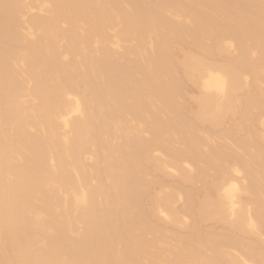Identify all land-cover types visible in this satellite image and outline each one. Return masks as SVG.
<instances>
[{
  "label": "bare ground",
  "instance_id": "obj_1",
  "mask_svg": "<svg viewBox=\"0 0 264 264\" xmlns=\"http://www.w3.org/2000/svg\"><path fill=\"white\" fill-rule=\"evenodd\" d=\"M0 264H264V0H0Z\"/></svg>",
  "mask_w": 264,
  "mask_h": 264
},
{
  "label": "rangeland",
  "instance_id": "obj_2",
  "mask_svg": "<svg viewBox=\"0 0 264 264\" xmlns=\"http://www.w3.org/2000/svg\"><path fill=\"white\" fill-rule=\"evenodd\" d=\"M232 54H233V52H232ZM234 54H235V52H234ZM233 54V55H234ZM219 58H223V57H221V56H219ZM196 94H197V91L192 87V86H190L189 84H187L186 86H185V94L183 95V97L184 98H182L181 100H180V102L181 103H190L191 102V100H190V98L192 97V96H196ZM192 103V102H191ZM189 107V106H188ZM188 107H186V109L188 110L189 108ZM187 110L186 111H184L185 113L187 112ZM237 118V117H236ZM235 118V119H236ZM231 118H228L227 120H225V122L223 123V125L218 129V128H216L214 131H212V133H211V135H209V138H210V140L209 141H205L206 142V146H210V144L209 143H211V142H220L221 144H226L224 141L225 140H221L220 141V131H223L224 129H227L228 127H230V125H232V123H234V120L235 119H233V121L231 120ZM227 123H229V125L227 124ZM207 128H209V126L208 125H206V124H203V126H201V129H202V131L204 132V130L206 131V129ZM204 134V133H203ZM217 134V135H216ZM145 135V134H144ZM215 136V137H214ZM223 137V136H222ZM221 137V138H222ZM217 138V139H216ZM224 138V137H223ZM212 139V140H211ZM217 140V141H216ZM224 142V143H223ZM228 144V143H227ZM180 145L179 144H175V148L177 147H179ZM237 151V150H236ZM157 174H155V173H151V176L149 177V178H151L152 176H156ZM176 176H173V177H170V178H168V179H163L165 182H167L168 184L167 185H169L172 181L173 182H175L176 180ZM173 179V180H172ZM175 180V181H174ZM196 187H200V184H196ZM156 190H158V189H156ZM164 192V191H163ZM181 202H178L177 204H176V206H177V208H180L181 207ZM179 205V206H178ZM184 220H186V219H184ZM187 221V220H186ZM183 223H185V221H183ZM206 224V225H205ZM202 226V227H201ZM206 226V227H205ZM171 226H168L167 228H170ZM200 227L201 228H203V230H210V231H212V232H220V228H221V225H220V223H217V221H215L214 220V222H211V221H208V222H204V224L202 223V225L200 224ZM208 227V228H207ZM178 228V231L180 230V228H182V225L180 226V228L179 227H177ZM176 228V229H177ZM205 228V229H204ZM212 229V230H211ZM181 232H184V230H180ZM179 231V232H180ZM166 236H168V234H171L170 233V231H168V232H166ZM172 235V234H171ZM168 237H170V236H168ZM169 242V241H168ZM167 242V243H168ZM172 243V245H174L175 244V242H171ZM170 243V244H171ZM174 243V244H173ZM234 253V252H233Z\"/></svg>",
  "mask_w": 264,
  "mask_h": 264
}]
</instances>
